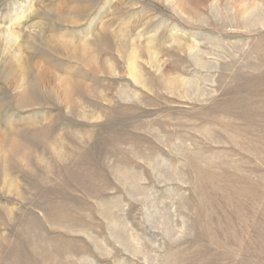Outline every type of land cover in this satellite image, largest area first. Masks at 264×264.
<instances>
[{
    "label": "rangeland",
    "instance_id": "374dc122",
    "mask_svg": "<svg viewBox=\"0 0 264 264\" xmlns=\"http://www.w3.org/2000/svg\"><path fill=\"white\" fill-rule=\"evenodd\" d=\"M0 264H264V0H0Z\"/></svg>",
    "mask_w": 264,
    "mask_h": 264
}]
</instances>
